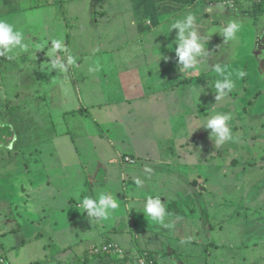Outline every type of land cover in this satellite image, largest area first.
<instances>
[{"label": "crops", "instance_id": "obj_1", "mask_svg": "<svg viewBox=\"0 0 264 264\" xmlns=\"http://www.w3.org/2000/svg\"><path fill=\"white\" fill-rule=\"evenodd\" d=\"M225 1L227 0H0V19H7L25 35L29 52L22 54L32 58L30 65L43 63V58H36L38 55H48L51 39H62L67 47V53H57L56 56L63 59L67 54H72L78 65L70 66L65 72L66 76L56 79L54 84L62 83L65 85L64 90L70 92L71 87L73 92L71 98L63 96L58 101L65 100L61 111L64 116L71 117L72 124L68 123L66 127L76 130L75 137L70 131L65 134L64 131H59L58 122L53 119L50 123L54 129L51 132L44 129L49 124L40 116L38 110L42 107L39 104L37 106V103L39 100H42L41 103L46 101L47 94L37 73L39 66L34 67L30 80L22 77L21 71L17 73V70H13L14 80L7 89L3 82L4 74L8 76L10 62H17L21 55L16 54L12 60L0 57V264H138V257L144 253L155 264H264V222L256 220V223H252L256 226L252 227L245 217L243 222L237 221L238 215L251 214V208H247L246 203L235 201L234 206L238 207L231 208L229 204L221 202V198L226 196L223 194L218 201L214 198L208 202L202 201L198 204L201 208L195 205L184 209L172 206L174 202L171 199L190 198L191 190H187V194L174 195L161 185V190L152 186L153 192L148 187H144L143 191L133 192V184L129 187L122 171L123 166L126 163L132 164L129 162L133 160L126 161L124 156L147 159L160 155L157 151H164V148H157L154 139L151 141L155 143L147 141L139 148L138 140L130 141L127 132L112 129L115 131L113 137L111 129L102 128L106 119L104 124L99 122L102 116L106 118L108 112L112 111L115 112L113 120L123 125L133 116V108L139 112L144 111L154 119L158 117L157 114L160 115L159 110L156 111L157 103H162L161 112L167 106L170 113L172 82L170 74L166 73V64L174 65L173 51L172 48L164 49L161 46V43L168 41L163 39L159 44L163 52L158 53L160 47L156 44L155 36L160 33L164 35L166 26L176 19H183L189 12L197 17L195 26L198 34L203 37L204 27L209 33L214 27L219 29L221 23L224 24L228 19L241 21L243 29L252 32L250 28L254 25L251 24V19L256 20L260 16L261 31L257 33L254 52L259 63L256 70L260 76H264V0L260 3L234 0L237 1L235 7L224 5ZM218 4L234 11V14L227 17V13L216 12L213 18L207 16L213 13L212 9ZM157 31L161 32L156 33ZM172 31L178 32L176 29ZM208 33L206 32L207 37L202 41L207 55L200 59L199 70L195 73L190 71L182 77L181 81L187 87V91L184 89L185 93L181 92L184 95L188 94V85L193 80L200 82L203 90L204 77L210 74L214 80L217 79L211 68L214 63L244 71L232 59L235 52L232 58L227 59L234 51L227 46L233 43L226 44L222 36L220 39L216 34L213 37ZM240 34L241 32L238 33ZM214 52L219 53L218 57H214ZM47 59L50 62L48 56ZM81 60L85 64H81ZM87 60L92 61L87 64ZM157 64L158 67L155 68ZM231 64H236V68ZM89 68L97 70L90 72ZM20 69L27 67L22 64ZM173 69L177 70L176 67ZM55 74L61 75L56 70ZM22 78L31 87L33 84L41 88H24V93L17 94L18 87L22 88ZM53 80L52 78L47 82V88L53 86L50 82ZM245 80V77L236 80V87L244 97L241 95L237 100L236 96L228 93L227 102L247 103L244 91L246 85H250ZM20 95H25L23 100H19ZM27 96L35 102L28 109L23 106ZM107 100L120 104L113 106L112 110L104 111L103 105L108 103ZM74 101L77 106L69 108ZM255 101L254 95L251 103L255 104ZM215 103L218 105L219 100ZM198 104L199 102L193 106L196 117L198 112L205 110L203 105L199 108ZM208 112H204L203 117H207ZM256 115L264 116V97L256 104ZM87 117L90 118L89 122ZM107 119L108 124L109 117ZM144 127L148 129V124L145 123ZM128 131L132 134L134 132L133 129ZM75 139L81 144L80 150L76 149L77 154L70 153L75 149ZM125 139L129 144H136L129 148L131 153L117 147V143H123ZM116 159L120 164L119 171L107 168ZM121 159H125L126 163ZM166 159L167 162L171 160L170 157ZM73 166L78 167L77 177L68 173ZM143 169L142 166L137 167L128 177L129 181H135L136 174L140 171L144 172L141 181L149 179ZM84 170L87 172L81 176ZM169 179L171 181L170 177ZM120 181V192L115 193L120 207L109 220L99 224L90 223L87 212H83L78 203L81 209L78 211V218L81 219L80 224L78 223L79 230L83 228L82 231L87 234L82 232L83 236H80L76 231V236L74 224L70 232L74 237L72 240L60 242L62 239H54V230L60 224L54 213H65L68 202L71 204L76 199L81 201L84 196L98 198L102 190H108L110 185ZM205 183L196 196L207 193ZM114 188L110 187L111 191ZM147 195L161 197V202L165 203L169 213L165 223L170 227L154 224L144 216ZM25 215L31 217L25 218ZM36 217L38 225L30 230ZM228 230L234 235L229 234ZM48 237L51 238L50 246H47ZM108 241L118 244L121 252L91 254L92 249ZM28 247L35 248L30 252L32 259L22 260L21 254L27 253Z\"/></svg>", "mask_w": 264, "mask_h": 264}, {"label": "rangeland", "instance_id": "obj_2", "mask_svg": "<svg viewBox=\"0 0 264 264\" xmlns=\"http://www.w3.org/2000/svg\"><path fill=\"white\" fill-rule=\"evenodd\" d=\"M205 9L208 10V8ZM212 10L213 13L207 15L211 18H213L212 16L215 15L216 12L220 14L227 13V17H230L229 15L234 14V11H230L221 4H218ZM256 18V20L251 19V24H253L254 27L250 28L251 24H249V28L252 29V32L242 28L244 32L241 30V34L237 36V39L235 41H229L226 43H233L228 45L227 47L234 49L231 55L227 56V59L232 58L233 53L235 52L236 55L232 59L239 63L240 68H243L244 71L247 73V75L245 76V81L250 86L246 85V91H244V94L247 97V103L245 104L242 102H227L229 100V97L223 96L219 99V103L217 105L215 103L216 80H214L213 76H211L210 74H208L207 77H204L203 90L201 87L202 84H200V82L196 83V81L193 80L192 82H190V85H188L189 89L188 94L186 95H188L189 97H186V95L182 94L181 92L184 91V89L185 91H187V87L185 86L184 81H181L182 77L184 74H189L190 72L183 73L179 72L178 70V57H176L175 55V48L177 47V45L174 43V41L176 40L177 33H174L173 31L169 32L168 26H166V32L164 35L160 33L155 36L156 44L159 45L160 40L162 42L163 39H166L168 41L166 43H161V46L164 49L172 48L173 51L172 63L174 65L170 66L166 64V73L170 74L172 82L171 93L173 95V99L171 100L170 113H168L167 106H164L161 112L160 108L162 103H157L156 111L159 110L160 115L157 114L158 117L154 119L150 117V115L145 114L144 111L140 110V113L138 110L133 108V116L128 118L126 123H124L123 125H121L119 121L113 120V117H115V112L112 111L108 112L106 118H103L104 116H102V118H100L99 120V122L104 124L103 121L104 119H106L105 124L102 126V128L111 129V131L113 132H111V135L113 137L115 136V131L112 129H119L120 132L124 131L128 133L127 136L130 141L136 142V140H138L139 148L143 145V143L147 141L152 143L156 142V145H158L157 148H164V151H157V153H159L160 155L148 157L147 159L139 156H133L134 159H131L132 157L130 158L124 156V158L127 157L128 161L133 160V162H129L132 164H127V160L125 161L126 158L121 159L122 161H125L124 163H126L123 166L124 168L122 170L125 178H127L126 183L129 185V187L131 184H133V192L143 191L144 187H148L149 190L153 192L151 188L152 186L160 189L161 185H163L166 190H169L174 195L175 193H178L179 195L187 194L186 191L191 190L189 192L191 193L190 198L182 197L177 199L176 197H173L171 199V201L174 202V204H171L172 206H181L184 209H186V207L190 208V206L201 204L202 201H211L212 198L218 201V199L223 194H225L226 196L224 198H221V202L229 204L231 208L238 207L234 206L235 201L240 203L244 202L246 203L247 208H251V214H240L238 215L239 219L237 221H242L245 217L246 221L251 222V224L256 223V220H259L262 223L264 222V116L259 117L256 115V104H258L260 102V99H263L264 97V76H260V73L256 70L259 63L258 57L255 55L254 51L255 42L257 40V33L261 31V17L257 16ZM208 19L210 18L208 17ZM224 24H226V22H224ZM224 24L221 23L220 28L224 27ZM205 30H207L206 27H204V37H207L206 32L208 33V31ZM217 30L218 28L214 27L210 29L208 34L213 37L217 35L218 38L221 39V35L217 33ZM161 31H157L156 33H159ZM43 43L46 42L43 41ZM161 46L159 45L160 48L158 53L163 52ZM217 52H214V57H218L219 53ZM20 55L21 56L17 62H14V60L10 62L11 66L9 67L8 76H5L4 74L5 79L3 80V82L5 85H7V89L10 88L9 86L12 85V80H14L13 76H15V73L12 72L13 70H17V73L21 71L22 77L28 78L30 80V77L32 76L31 72L35 70L34 67L39 66L37 73L40 80L43 81L44 89L47 94V98H45L46 101L41 103L42 100H39L37 103V106L39 104V106L42 107L38 110L40 116L42 117L44 122H47V124H49L48 128L44 127V129H48L47 132H51V129H54L53 125L50 123V121L53 119L55 122H58L59 131H64V134L67 131H70L72 134H74L75 137H77L75 134L76 130L74 131V129H67L66 127V124L72 123L70 122L71 117L64 116V113L61 111V106L64 104L63 102L65 100H62L61 102L58 101L63 96L71 98L73 92L71 91V87L70 92L64 90L65 85L62 83L54 85L56 84V79L66 76L65 73H61V75H56L55 70H52L47 56L49 60L55 59V56L49 57V55H38L36 60H41L43 58V63L39 62L38 64L30 65L32 62V58L28 57L27 54L20 53ZM222 56L225 55L222 54ZM91 61L87 60V64H89ZM80 63L85 64L84 60H81ZM22 64H24L27 69H20ZM158 64L155 65V68L158 67ZM231 65L236 68V64ZM172 67H176L177 70L173 69ZM192 72L195 73L196 71ZM25 78H22V88L18 87L17 94L24 93L22 90L24 88H41L33 84L32 88L30 83L28 84L25 82ZM52 78L54 80L50 82H52L53 86L47 88L46 84ZM218 78L219 77H217V79ZM78 84L79 83L77 82V86ZM80 89L83 90V87L80 86ZM116 93L114 94V96L116 95ZM230 94H232L233 97L236 96L237 100H239V97L243 95V93L239 91L238 87H235L232 92H230ZM254 95L256 98L255 104L254 102L251 103V99L254 97ZM24 97L25 95H20L19 100H23ZM198 97L199 100H197ZM242 97H244V95ZM24 102L23 106L28 109L33 106L32 102L34 101L29 96H27ZM106 102L108 103L106 105H103L104 111H109L110 109L112 110L113 106H115L116 104H120V102H111L108 100ZM198 102L199 108L203 105V107H205L204 112L209 111L207 117H203L204 112L203 110L200 111V109V113L198 112V117H196L195 109L193 108V106L196 105ZM76 103L77 102L75 101L72 102L69 108L77 106ZM213 105L214 109H212ZM218 112L231 113L232 119L229 121V126L232 129L234 137L236 138L235 142L229 141L225 142L223 145H215L214 142L210 139L211 129H205L202 127L206 122L207 118ZM135 114H137L139 117ZM108 117L109 123L107 124ZM89 120L90 118L87 117L88 122ZM145 123L148 124V129H145ZM132 129L134 130L133 134L131 131H128ZM153 139L155 140V142L151 141ZM125 140L126 141L123 143H117V147L123 148L124 152L131 153L129 148L136 146V144H129L127 143V139ZM80 145V141H77V139H75V145L73 146V148L75 149H73L72 151L69 150L71 151L70 153L74 152L75 154H77L76 149L80 150ZM167 157L171 158L170 162H167ZM119 165L120 164L116 159L109 166H107V168H116L119 171ZM140 166H142V169L144 168V171L145 168H151L152 171H145L146 177H149V179L146 178V180L143 181V185L138 187L135 185L134 181H129L128 177L137 170V167ZM76 168L78 169L77 166L71 167L68 173L77 177ZM85 168L87 169V167ZM86 172L87 171L84 170L81 176L85 175ZM112 173L114 174L116 172ZM143 176L144 172L140 171L136 174V179L141 180ZM169 177L171 178V181ZM181 179L186 181H182ZM204 182H206L205 185L207 193L204 192L202 195L196 196L198 195L197 193H199L198 190H201L203 188ZM121 184V181L116 184L113 183V185H110V187H115L113 191H111L110 187L108 190L111 191L113 194H117L120 192ZM129 202L131 203L132 200L130 199ZM78 203H81V201H78L77 199L71 204L68 202L66 207L67 210L65 211V213L63 211L56 212V214L54 213V215L60 222L57 229L54 230L55 240L62 239L59 240L60 242H65V240H72L74 237L73 234L70 232L74 224L76 225V228H74V234L76 236L77 234L83 236V228L79 230V220L81 219L78 218V214L81 209L78 207ZM198 207L201 208V206L199 205ZM240 212L243 211L240 209ZM26 216L31 217L25 215V218ZM37 225L38 221L36 217L34 224L30 226L29 229L34 230ZM255 226V224H252V227ZM249 228L250 227H248V229ZM227 232L231 235H234L230 232V230H228ZM86 238L87 236L83 239L86 240ZM50 241L51 238L48 237L47 246H50ZM103 245H111L112 249L109 252L119 253L118 251L120 247L115 242L108 241L105 242V244L102 243L98 245V248L102 247ZM34 246L36 245L34 244ZM30 248L33 247H28V252H24L21 254L22 260H27L31 258L30 252L35 250V248ZM96 254L99 253L96 252Z\"/></svg>", "mask_w": 264, "mask_h": 264}, {"label": "clouds", "instance_id": "obj_3", "mask_svg": "<svg viewBox=\"0 0 264 264\" xmlns=\"http://www.w3.org/2000/svg\"><path fill=\"white\" fill-rule=\"evenodd\" d=\"M196 20L197 17L189 12L183 19H176L168 26L169 32L173 29L178 30L174 43L177 45L175 54L178 57L177 66L179 72L188 73L190 71H198L200 59L207 55L206 46L202 42L204 37L198 34L195 26ZM242 28V22L233 19L228 20L224 27L217 30V33L224 38L225 42L235 41ZM36 47L39 48L41 45H36ZM50 48L51 50L48 53L49 57H56L55 59H50L52 70L54 69L59 73H65L70 66H78L76 57L72 54H67L63 59L56 56L57 53H67L66 44L62 39H51ZM28 52L29 44L25 42L23 31L16 28L7 19H0V57L12 60L16 54ZM211 68L216 76L219 77L215 81L216 100L232 92L236 87V80L243 79L247 75L243 70L230 69L226 64L221 63H214ZM95 70L97 69L89 68L90 72ZM231 119V113L220 112L206 119L202 127L211 129L210 139L215 145H223L229 141L235 142L236 138L229 126ZM9 147L11 148V145ZM145 171L151 172L152 169L145 168ZM134 183L138 187L143 185V181L139 179H136ZM80 207L83 212H87L90 223L95 222L99 224L109 220L112 214L119 209L120 204L115 194L109 190H102L98 198L90 195L84 196L81 200ZM143 214L154 224L170 227L169 224L165 223V218L169 213L165 208V203L161 202L160 196L147 197Z\"/></svg>", "mask_w": 264, "mask_h": 264}, {"label": "built area", "instance_id": "obj_4", "mask_svg": "<svg viewBox=\"0 0 264 264\" xmlns=\"http://www.w3.org/2000/svg\"><path fill=\"white\" fill-rule=\"evenodd\" d=\"M253 2L255 3H260L262 2L263 0H252ZM237 1L235 2L234 0H227L225 1L224 5L226 6H230V7H235ZM126 160H127V157H126ZM112 249V246L111 245H108V246H105L103 245L102 247L98 248H94L92 251H91V254H96L97 253H101V252H109L110 250ZM119 253L121 252V249L119 248ZM137 262L138 264H155L154 263V260L152 258H150L146 253L144 254H141L138 259H137Z\"/></svg>", "mask_w": 264, "mask_h": 264}, {"label": "trees", "instance_id": "obj_5", "mask_svg": "<svg viewBox=\"0 0 264 264\" xmlns=\"http://www.w3.org/2000/svg\"><path fill=\"white\" fill-rule=\"evenodd\" d=\"M262 5V4H261ZM261 5H258V6H261Z\"/></svg>", "mask_w": 264, "mask_h": 264}]
</instances>
